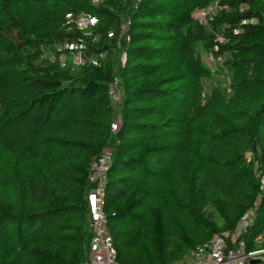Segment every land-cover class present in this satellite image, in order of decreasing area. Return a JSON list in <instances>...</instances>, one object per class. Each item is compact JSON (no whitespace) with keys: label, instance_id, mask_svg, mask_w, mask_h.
<instances>
[{"label":"trees","instance_id":"trees-1","mask_svg":"<svg viewBox=\"0 0 264 264\" xmlns=\"http://www.w3.org/2000/svg\"><path fill=\"white\" fill-rule=\"evenodd\" d=\"M94 1L0 0V264L87 263L91 164L107 150L120 264L180 261L249 211L238 238L251 242L264 231V0ZM214 3L205 24L192 15ZM82 13L94 22L80 28ZM78 40L103 68L66 61ZM198 46L224 58L229 96L201 95Z\"/></svg>","mask_w":264,"mask_h":264},{"label":"built area","instance_id":"built-area-1","mask_svg":"<svg viewBox=\"0 0 264 264\" xmlns=\"http://www.w3.org/2000/svg\"><path fill=\"white\" fill-rule=\"evenodd\" d=\"M96 2V0L94 1ZM216 7L214 3L211 7L199 10L197 19L205 24V16ZM90 16L81 14L78 26L84 27ZM245 22V21H243ZM124 25L122 26V28ZM234 32H237L234 30ZM109 37L113 32H108ZM222 41L221 38H217ZM63 47L71 51L73 64L82 66L86 63L99 67L105 57V52H98L90 57H85V45L81 40L76 42H65ZM210 54V53H209ZM212 56V54H210ZM65 58L61 56L60 64L63 66ZM118 79L114 78L108 90V96L112 103L120 101V90ZM116 126L111 131H116ZM111 151L101 153L91 164L90 181L95 184L93 189L87 193V221L92 231L90 239V252L86 264H120L117 261L114 249L113 238L109 232L107 215L103 209V192L105 174L111 161ZM260 188L264 191V176L261 177ZM253 219L252 212H246L238 223L234 233L221 232L213 236L210 240L197 245L189 254L185 264H264V231L257 233L252 241L238 238L241 232H245ZM248 241V242H247ZM247 243L250 245L247 246Z\"/></svg>","mask_w":264,"mask_h":264},{"label":"rangeland","instance_id":"rangeland-1","mask_svg":"<svg viewBox=\"0 0 264 264\" xmlns=\"http://www.w3.org/2000/svg\"><path fill=\"white\" fill-rule=\"evenodd\" d=\"M193 10L194 11L192 15L194 17H197L198 15L197 10L196 9H193ZM215 10L216 8L215 9L213 8V10L209 12L207 16H205V19L209 20V18H211L212 15L214 14ZM251 21L254 22V20H251ZM93 22H94V18L89 17L84 27L92 24ZM96 40H97L96 37H92L90 41L95 42ZM198 54L204 66L210 71V74L208 77L201 79V84H202L201 95L203 97H207L209 96L212 89L225 88V94L229 96L230 95V84H231L233 75L231 72H229L224 67L223 65L224 58L222 56H218V57L211 56L209 52L204 51L202 48H200V46H198ZM124 58H125L124 53H120L118 50H115L111 53V57L109 61V64H110L109 66L112 69L111 77H114V78L118 77V64L121 63L122 65ZM66 61H70L73 66H76L75 64H73L72 56L67 58ZM104 64L105 62H103L102 65H100L101 66L100 68H103L105 66ZM120 91H122L121 87H120ZM119 105L120 104H117V103L112 104L117 118L119 117V108H120ZM188 258H189L188 254H184V256L182 257V260L176 261L175 263H171V264H185Z\"/></svg>","mask_w":264,"mask_h":264}]
</instances>
